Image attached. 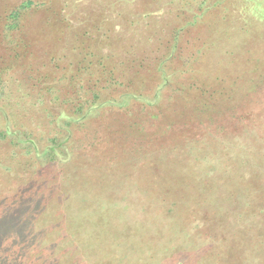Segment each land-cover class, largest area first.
<instances>
[{"label": "rangeland", "instance_id": "1", "mask_svg": "<svg viewBox=\"0 0 264 264\" xmlns=\"http://www.w3.org/2000/svg\"><path fill=\"white\" fill-rule=\"evenodd\" d=\"M25 2L0 0V264H264V0Z\"/></svg>", "mask_w": 264, "mask_h": 264}, {"label": "trees", "instance_id": "2", "mask_svg": "<svg viewBox=\"0 0 264 264\" xmlns=\"http://www.w3.org/2000/svg\"><path fill=\"white\" fill-rule=\"evenodd\" d=\"M113 2H114V4H116V3H118L120 0H112ZM158 2H159V4H166V6H168V8H173L174 7V5L176 6L175 8H177L181 13H189V14H193L195 17L196 16H202L201 15V8L200 7H195V6H193V7H191L190 9H191V13L190 12H184V11H182L183 9H181V7L179 6V4L177 3V0H157ZM33 0H26V2L23 4V8H25V6H30V5H32L33 3ZM213 2H215V0H210V3L212 4ZM198 6V5H197ZM19 11H20V9H15L14 11H12L11 12V16H13V17H18V15H19ZM137 15L138 14H135V16L137 17ZM218 16V13H216V16H213V17H217ZM134 17V16H133ZM67 28V30H68V32L70 31V29L71 28H69L68 26L66 27ZM7 37V36H6ZM11 45H12V47H13V43H10ZM50 45H52V49H54V45L52 44V42L51 43H49ZM12 49H14V51H12ZM10 51H12V53H11V57H12V59H13V63L15 62H17L19 65H18V68L17 69H15V71H17V72H19L20 70H24L25 69V67H27L26 66V63H20L19 62V55L20 54H17L16 53V51L17 50H15V47L14 48H12ZM55 50V49H54ZM19 52V51H18ZM170 55V53L168 54V55H166L164 58H159V57H157V58H155V60H158V66L160 67V71L161 70H163V68H162V64H164L165 63V61L167 60V57ZM18 59V60H17ZM133 60H142V56L140 57H136L135 59H133ZM147 60H149L148 58H145V61H147ZM150 61V60H149ZM10 67L11 68H13L12 66H11V63H10ZM137 67H139V65L137 66ZM158 67V68H159ZM105 71H104V73H103V75H102V77H104L105 76ZM113 74H115V73H113ZM113 74H111V76H110V78H111V80H112V78H115L114 77V75ZM162 74L164 75L165 74V71H162ZM20 81L23 83V82H26L27 81V79H25L24 78V75L22 76V78L20 77ZM24 84H27V83H24ZM24 84H23V87H22V89H18V93H14L15 91L13 90V91H11L10 93H9V96H8V98L6 99V100H8V99H12V102H13V104H12V106H14V107H21L22 109H25V107L27 106V105H32V107L34 108V106L36 105V100H38L39 99V96H32V95H30V89L29 88H24ZM96 93H97V96H98V99L101 97V90H96ZM137 95H134V94H131V93H129V92H126L125 94H124V96H123V100H124V102H127V101H129V99L130 98H134V97H136ZM101 99V98H100ZM103 99H105V98H103ZM102 100V99H101ZM108 101V100H107ZM108 102H110V101H108ZM101 104L102 103H105V102H100ZM29 107H31V106H29ZM166 123H168V122H166ZM167 125V124H166ZM4 137V136H3ZM142 142V140L140 139V141H138L137 143L139 144V143H141ZM153 150H156L155 148L154 149H152V151ZM85 169L83 168V167H81V172L82 171H84ZM124 173L126 172H128V170L127 171H123ZM123 172H122V176H123ZM121 176V177H122ZM117 179V177H114V179L112 180L113 182H114V180H116ZM76 185V184H75ZM98 185V184H97ZM95 187H97L96 185H95ZM88 194L89 193H97V188H93L90 192H87ZM29 199H32L31 197H29ZM26 200H28V199H26ZM223 218V220L225 221L226 220V218L227 217H222ZM32 219V218H31ZM30 219V220H31ZM29 220V221H30ZM206 220V219H205ZM29 221H28V223H29ZM38 221V220H37ZM27 223V224H28ZM35 222H32V224H30V225H28L26 228H28V229H31V230H33L36 234H38V235H35L34 236V238L31 240V242L30 243H28L27 245H25V247L23 248V252L24 253H31V252H33V253H36V251L33 249V247L35 246V248H38V251H37V255L39 254V253H41V252H43V256H47V252H45V251H42V246L44 247V246H46V247H48L49 245H51L49 242H52V243H54V244H56L57 243V241H56V239H55V236L52 234V237H51V239L49 240L48 238H47V235L46 234H44L45 232L44 231H42V229L44 230V228L43 227H41V223H42V221L40 220V223H38V224H34ZM227 227H229L230 225L229 224H227L226 225ZM34 228H36V229H34ZM44 234L43 236H41V234ZM60 235V234H59ZM62 236V235H61ZM57 240H59V239H57ZM61 241V240H60ZM59 241V242H60ZM53 245V244H52ZM47 249V248H46ZM32 254V253H31ZM42 256V257H43Z\"/></svg>", "mask_w": 264, "mask_h": 264}]
</instances>
